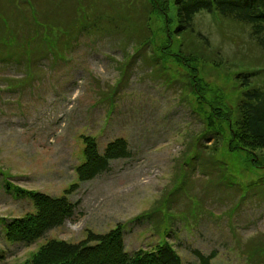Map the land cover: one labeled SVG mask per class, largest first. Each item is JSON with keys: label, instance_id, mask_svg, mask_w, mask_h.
<instances>
[{"label": "rangeland", "instance_id": "374dc122", "mask_svg": "<svg viewBox=\"0 0 264 264\" xmlns=\"http://www.w3.org/2000/svg\"><path fill=\"white\" fill-rule=\"evenodd\" d=\"M80 2L91 4L85 17L77 15ZM149 2L0 0V42L17 35L11 50L0 47V55L14 60L0 63V264H25L49 241L77 244L90 232L118 227L131 254L168 243L183 264H199L194 250L215 252L213 264H264V160L255 167L224 144L201 171L196 143L208 109L194 111L190 104L218 99L233 108L242 92L236 67L263 69L264 52L248 28L201 14L199 29L227 65L202 67V96L190 94L183 81L169 85L166 79L177 80L180 65L168 57L163 75L162 63L153 64L169 31L163 16L145 15ZM40 23L44 29L35 38ZM82 23L100 30L80 33ZM144 26L153 35L150 46L138 51ZM65 28L69 35L61 34ZM46 40L51 48L43 46ZM85 136L96 139L101 153L123 138L131 156L80 182L76 168L86 161ZM257 153L262 160L264 150ZM6 181L53 198L67 196L75 213L30 246L8 242L4 219L36 207L8 193ZM74 184L79 187L66 195Z\"/></svg>", "mask_w": 264, "mask_h": 264}, {"label": "trees", "instance_id": "16d2710c", "mask_svg": "<svg viewBox=\"0 0 264 264\" xmlns=\"http://www.w3.org/2000/svg\"><path fill=\"white\" fill-rule=\"evenodd\" d=\"M149 4L151 9L145 6V15L150 11L149 17L163 16L165 28L169 31L168 41L159 46L161 56L153 52V64L157 66L161 62L163 65L162 74L165 75L166 59L174 57L175 62L178 66L180 65L177 67L179 77L175 81L166 79V83L172 85L183 81L189 85L190 94L196 92L198 96L203 95L202 86L205 84L203 79L199 78L202 75V67L210 64L221 68L227 65V62H223L222 58L217 59L221 56L220 52L213 49L206 34L199 29L197 18L201 14L212 15L220 23L228 21L248 28L251 39L264 52V0H173V2L150 0ZM84 7L90 9L91 4L80 2L77 7V15L86 16ZM37 13L43 12L38 10ZM150 19L148 20L147 17L146 23ZM38 25L39 27L37 26L34 31V33L36 32L35 38L38 33L40 34L41 29H44L45 24ZM46 29L50 36V27L47 26ZM99 30L96 27L90 30L82 23L80 33L89 35L91 31ZM148 30L149 27L145 26L139 28L140 35L135 44L138 51L150 46L153 34ZM70 31L69 28H65L61 34L69 35ZM16 38L17 35L14 38L12 35L10 38H5L3 43L0 42V47L11 50L16 43ZM173 38L176 39V44L173 42ZM43 46L52 47L47 40L43 42ZM0 59H2L0 63L14 61L5 59L2 55H0ZM136 61H140L139 58ZM245 66L246 64L237 66L238 69L234 73V80L239 84L242 92L233 108L228 107L224 100L217 99L210 103L201 101L198 104L190 100L194 111L208 109L201 117L204 128L198 137L195 155V160L201 162L200 168L203 172L206 170L204 164H207L214 154L221 153L224 144L230 153L245 154L255 167L263 163L264 158L260 160L257 152L264 150V68L250 71L244 69ZM250 66L249 68H251ZM239 69L240 71H238ZM181 70L183 74H181ZM262 74L263 79L261 80ZM84 142L86 144L84 149L86 161L76 168L80 182L95 180L101 174L109 171L113 161L131 156L129 142L123 138L109 143L104 153L100 152L95 138L85 136ZM78 187V184L72 185L66 195ZM5 189L17 198L31 199L36 207L35 213L11 220L4 219L5 237L8 242L30 246L49 230L62 226L75 213V204L70 202L67 196L53 198L41 192L24 190L13 185L10 181L5 182ZM193 254L198 258L199 264H213L212 260L216 257L215 252L206 255L199 250H194ZM25 264L183 263L175 249L168 243L159 245L155 250L140 249L132 254L127 252L124 231L118 227L107 234L90 232L87 239L77 244L60 240L49 241Z\"/></svg>", "mask_w": 264, "mask_h": 264}]
</instances>
